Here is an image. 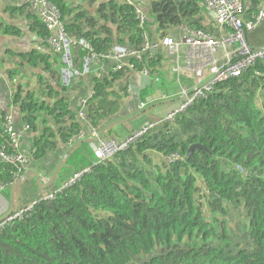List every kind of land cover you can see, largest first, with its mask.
<instances>
[{
    "label": "trees",
    "instance_id": "1",
    "mask_svg": "<svg viewBox=\"0 0 264 264\" xmlns=\"http://www.w3.org/2000/svg\"><path fill=\"white\" fill-rule=\"evenodd\" d=\"M46 1L72 39L73 66L81 71L93 58L89 72L62 85L58 54L35 10L27 0H0V34L19 38L27 28L42 47L0 56V93L16 109L14 127L29 126L15 148L0 108V150L8 157L0 156V194L20 180V164L11 162L17 154H25V169L45 176L64 158L51 186L19 182L21 208L31 206L0 225V264H264V58L99 161L89 143L71 150L78 134L94 128L100 140L117 139L106 126L137 114L153 90H128L132 72L160 76L168 64L162 48L141 51L144 36L155 43L161 33H220L203 0ZM242 1L250 19L260 0ZM253 32L248 44L263 47L264 22ZM115 46L127 52L119 61ZM195 143L202 147L188 155Z\"/></svg>",
    "mask_w": 264,
    "mask_h": 264
},
{
    "label": "built area",
    "instance_id": "2",
    "mask_svg": "<svg viewBox=\"0 0 264 264\" xmlns=\"http://www.w3.org/2000/svg\"><path fill=\"white\" fill-rule=\"evenodd\" d=\"M123 1L132 3L136 0ZM27 2L32 6L38 19L49 31L47 42L51 51L58 54L61 84L69 87L72 80L89 72V62L93 57H86L82 70L78 71L73 66L71 55L72 39L64 30L57 9L46 0H27ZM203 4L208 11L209 18L219 30V37H215L202 30L191 29H187L178 37L164 34L163 38L161 40L158 39L155 43H150L144 36L145 43L141 51L164 49L166 57L169 58V70L178 81V95L182 98V101L165 119H172L177 112L186 108L196 99L204 98L215 83L232 77H238L246 68L252 66L256 59L264 58V46L253 48L245 40L248 33L256 30L264 22V0L259 1L257 13L250 19H244L243 17L245 6L242 0H203ZM134 13L139 21V25L142 26L145 21L144 12L139 6H136ZM227 28L230 29V32ZM141 51H133L130 54L138 57ZM111 54L114 59L119 61L127 55V52L123 47L115 46ZM93 72L98 73V69ZM139 73L144 77L150 76L149 71L146 69L140 70ZM159 80V77H153L155 83H158ZM128 90H130V86ZM173 97L174 95L169 92L163 93L160 99L169 100ZM85 103V98L79 101L80 109L78 117L80 119H84L83 108L85 107ZM146 104V102H139L138 110L143 109ZM14 123L13 115L7 113L5 115L4 131L9 136L12 145L18 148L21 138L29 129V126L24 125L19 129L14 127ZM156 123L155 121H147L138 130H134V132L122 139L111 138L109 140H100L99 132L94 128L90 130L88 135L79 133L77 139H91L92 141L89 142V145L100 161L110 157L116 151L126 148L132 140L142 135ZM0 156L5 160L8 158L3 150H0ZM11 162L20 164L18 166L20 180L13 184L19 183L24 178L26 171L23 166L25 154L23 152L17 154L11 159ZM85 171L87 170L83 169L73 173L71 177L62 183L60 188L73 183ZM53 195L54 191H51L46 193L44 198H52ZM30 206L13 211L7 218L0 221V225L13 222L22 217L23 212L29 209Z\"/></svg>",
    "mask_w": 264,
    "mask_h": 264
},
{
    "label": "crops",
    "instance_id": "3",
    "mask_svg": "<svg viewBox=\"0 0 264 264\" xmlns=\"http://www.w3.org/2000/svg\"><path fill=\"white\" fill-rule=\"evenodd\" d=\"M23 30H24V35L19 37V38H15V37L10 36V35L0 34V56H4L7 53L13 52V51H15V52H26V51L32 49L33 47H36L38 49L42 48L40 46V43H39V42H41V40L39 41V38L36 36L35 33L31 32L27 28H25ZM159 36H160V34H159ZM159 36H158V39H159ZM169 69H170L169 63L167 64V66H164L162 68V72H161L160 76L157 75V77L160 78L158 83H155L153 81L152 76L144 77L139 72H135V73L132 72V74H131L132 84L129 85L130 90L131 89L133 90V88L135 90H137L144 85L151 84L153 90L151 91L150 96H153V94L156 96L159 95V99L154 100L151 104L145 106L143 109H139V112L137 113L138 116H136L132 120H129V121H126V122H123L120 124H116V125L112 126L111 128H109V129H111V132L108 134L109 138L110 137H116L119 139L125 138L127 135L130 134V132L128 130H130L131 132L134 131L136 128L139 127V124L141 121L144 120V122H146V121L159 122L162 119H165L166 116L171 111H173L174 109H176L180 105L182 98L178 95L179 90L176 91V89H175V85H177L179 88L178 81L176 78H173V80L176 83H174V81L170 80V77H168V75H167V73L170 72ZM171 79H172V77H171ZM168 82H170V83H168ZM183 83H184V81H183ZM169 92L174 95L173 98H171L169 100H161L160 99V96L163 93H169ZM7 97H8V92L3 91L2 93H0V108L3 109L4 111H6L7 113H11L13 115L14 120H15V118L17 117L16 116L17 115L16 109L14 108V106H10L9 108H7V105H6L7 104ZM174 104H176V107H173ZM150 105H152V107L148 108ZM161 105H170V108H167V111L165 113H164V111L158 112L157 108ZM137 109H138V105H137ZM159 115H161V117H159ZM153 118H157V119L153 120ZM120 134H124V135L120 136ZM28 171H33V170H27L26 169L25 172H28ZM27 177L30 179V181H29L30 183H33L32 181H34L38 185L35 175L30 174ZM49 177L50 176L38 174V180H39V182H41V184H46L49 181V179H46V178H49ZM40 178H41V181H40ZM63 182L64 181H62L61 183H63ZM12 186H13V184L11 185V187H7L3 190V192H2L3 194H1V195H3L2 197L0 195V216L7 214V212H9L10 208H12V207H13V211L18 210L24 204L23 200H22L23 196L21 195L20 185H17L15 188H12ZM39 188H40V186H39ZM42 189L43 188H41V190Z\"/></svg>",
    "mask_w": 264,
    "mask_h": 264
},
{
    "label": "water",
    "instance_id": "4",
    "mask_svg": "<svg viewBox=\"0 0 264 264\" xmlns=\"http://www.w3.org/2000/svg\"><path fill=\"white\" fill-rule=\"evenodd\" d=\"M164 36V33H161L160 36H159V40H161ZM156 99H159V95L156 96L153 94V96H150L147 98V102L148 103H152L154 100ZM152 107V105H150L148 108ZM140 114V113H139ZM136 116H138V114H135L134 116H131V117H126V118H121V119H118V120H115L111 123H109L105 130L111 128L112 126L116 125V124H120V123H123V122H126V121H129V120H132L133 118H135ZM92 140L91 139H88V138H84V139H81L79 140L78 142H76L72 147H71V150H73L75 147H77L79 144L83 143V142H86V143H89L91 142ZM202 146L199 144V143H195V144H192L189 149H188V152L187 154L189 155L194 149L196 148H201ZM70 150V151H71ZM64 161V158L61 160V162L59 163V165L57 166V168L54 170L53 174L50 176L49 178V181L46 183V184H41L38 180V174L35 172V171H28V172H25L24 173V178L29 176L30 174L32 175H35L36 179H37V183L38 185L40 186V188H47L49 186H51L53 184V181L56 177V174H57V171L59 169V167L61 166L62 162ZM19 183H15L13 184L12 188H15ZM13 212V207L10 208L9 212H7V214L3 215L1 218H0V221L2 219H5L7 218L11 213Z\"/></svg>",
    "mask_w": 264,
    "mask_h": 264
},
{
    "label": "rangeland",
    "instance_id": "5",
    "mask_svg": "<svg viewBox=\"0 0 264 264\" xmlns=\"http://www.w3.org/2000/svg\"><path fill=\"white\" fill-rule=\"evenodd\" d=\"M26 33V32H25ZM251 37H253L254 39L256 38V40L257 41H259V38L258 37H255V33L253 32L252 33V36ZM246 40V39H245ZM247 42V41H246ZM165 75V74H164ZM167 75H168V77H170V80L171 81H174L173 80V78H175V76H173L172 74H171V72H168L167 73ZM171 77H172V79H171ZM168 83H170V82H168ZM174 83H176L175 81H174ZM156 86V85H155ZM175 89H176V91H178L179 90V88H178V86L177 85H175ZM173 90V89H172ZM173 107H176V104H174V106ZM167 108H170V105H161V106H159L158 108H157V111L158 112H162V111H164V113L167 111ZM159 117H161V115H159ZM157 118H153V120H156ZM147 122V121H146ZM145 122H144V120L143 121H141L140 122V124H139V127L138 128H136L135 130H138L143 124H144ZM130 133H132V132H134V131H130V130H128ZM121 135H124V134H120V136ZM94 152V151H93ZM95 154V153H94ZM3 195H1V197H2Z\"/></svg>",
    "mask_w": 264,
    "mask_h": 264
},
{
    "label": "clouds",
    "instance_id": "6",
    "mask_svg": "<svg viewBox=\"0 0 264 264\" xmlns=\"http://www.w3.org/2000/svg\"><path fill=\"white\" fill-rule=\"evenodd\" d=\"M148 103V102H147ZM50 178V177H49ZM41 183V182H40Z\"/></svg>",
    "mask_w": 264,
    "mask_h": 264
}]
</instances>
